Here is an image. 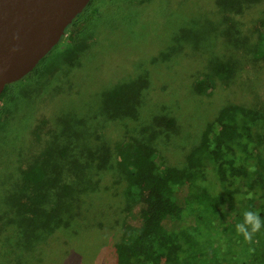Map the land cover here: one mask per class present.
<instances>
[{
  "label": "rangeland",
  "instance_id": "1",
  "mask_svg": "<svg viewBox=\"0 0 264 264\" xmlns=\"http://www.w3.org/2000/svg\"><path fill=\"white\" fill-rule=\"evenodd\" d=\"M218 1L91 0L80 13L88 8L98 11L73 33V42L64 34L36 66L42 65L39 73L11 82L14 94L7 93L0 102L5 107L0 119V264H115L114 242L128 211L125 180L118 170L99 169L98 184L83 196L85 202L74 217L76 232L67 234L71 240L60 231L46 242L37 244L27 236L24 243L17 225L8 223L14 218L8 203L17 189L16 178L41 146L33 132L37 121L70 136L91 134L86 137L95 152L101 143L106 147L101 150H108L126 134L146 139L151 134H142V124L171 118L175 127H156L164 133L148 141L158 151L156 164L161 168L185 166L203 130L219 128L217 115L226 105L264 111V63L254 67L250 56L241 59L240 49L221 40L219 19L211 14ZM263 13L264 0L243 3L236 17L242 32L256 30ZM202 51L207 53L199 58ZM214 57L236 59L237 71L227 82L218 80L212 91L198 93L196 77L209 70ZM117 84L138 87L142 102L137 116L102 124L104 115L95 114H107L101 107L104 94ZM257 136L259 141L263 138L261 133ZM148 166L157 167L154 161ZM94 167L98 168L96 162ZM205 168L203 188L221 192L214 166L206 162ZM86 252L91 253L89 259Z\"/></svg>",
  "mask_w": 264,
  "mask_h": 264
},
{
  "label": "trees",
  "instance_id": "2",
  "mask_svg": "<svg viewBox=\"0 0 264 264\" xmlns=\"http://www.w3.org/2000/svg\"><path fill=\"white\" fill-rule=\"evenodd\" d=\"M260 1L219 0L211 13L219 19L221 40L228 39L227 43L240 49L241 59L250 56L254 67L264 63V13L253 32H242L240 19L236 17L242 12L243 3ZM88 9L67 27L69 43L73 42V33L98 11V8ZM206 53L202 51L199 58ZM239 63L232 58H212L209 70L199 72L196 77L195 89L201 94L208 89L212 91L218 80L231 79ZM41 67L26 76L39 73ZM135 86L117 84L106 89L101 107L107 114H95L104 115L102 124L121 116H137L142 99ZM13 91V83L6 85L0 102L7 93L14 94ZM4 111L5 107L0 106V119ZM220 112L219 128L213 132L210 127L203 130L183 167L160 168L156 164L158 151L148 142L164 133L163 130L175 127L171 118L157 117L147 127L142 124V134H151L146 139L126 134L108 150L102 151L106 147L101 143L103 146L95 152L90 151L86 137L91 134L70 136L59 127L37 121L33 132L41 146L16 178L12 203L7 202L12 205L14 218H9L8 223L17 225L24 243L28 236L30 241L40 244L60 231L71 240L67 234L76 232L74 217L85 202L83 196L98 184L99 169L110 167L118 170L125 180L123 193L128 204L122 233L114 242L115 264H264V226L251 244L235 229L246 210L259 212L264 221V111L228 104ZM78 121L84 122L82 118ZM164 126L163 130L156 128ZM258 133L263 136L260 141ZM152 161L156 169L149 168ZM95 162L98 168L94 167ZM206 162L214 166L223 187L221 192L203 188ZM252 168L255 170L251 171ZM248 193L253 194L252 199L247 198ZM249 248L254 252L250 253ZM90 256L86 252L87 259Z\"/></svg>",
  "mask_w": 264,
  "mask_h": 264
},
{
  "label": "water",
  "instance_id": "3",
  "mask_svg": "<svg viewBox=\"0 0 264 264\" xmlns=\"http://www.w3.org/2000/svg\"><path fill=\"white\" fill-rule=\"evenodd\" d=\"M91 0H0V96L64 36Z\"/></svg>",
  "mask_w": 264,
  "mask_h": 264
},
{
  "label": "clouds",
  "instance_id": "4",
  "mask_svg": "<svg viewBox=\"0 0 264 264\" xmlns=\"http://www.w3.org/2000/svg\"><path fill=\"white\" fill-rule=\"evenodd\" d=\"M254 171L255 169H250ZM248 199L253 198L252 193H248ZM242 222H238L235 225L236 232L241 235L246 243L251 244L253 242V237L256 233L260 232L262 226H264V221L261 220L260 214L257 211L246 210L243 212ZM250 253L254 252L253 248H249Z\"/></svg>",
  "mask_w": 264,
  "mask_h": 264
}]
</instances>
